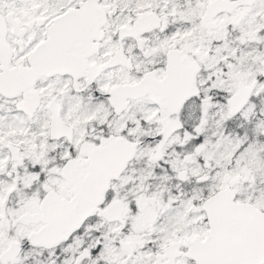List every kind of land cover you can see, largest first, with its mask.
Masks as SVG:
<instances>
[{"label": "snow or ice", "instance_id": "obj_1", "mask_svg": "<svg viewBox=\"0 0 264 264\" xmlns=\"http://www.w3.org/2000/svg\"><path fill=\"white\" fill-rule=\"evenodd\" d=\"M0 264H264V0H0Z\"/></svg>", "mask_w": 264, "mask_h": 264}]
</instances>
